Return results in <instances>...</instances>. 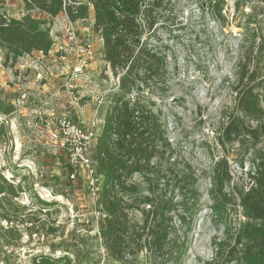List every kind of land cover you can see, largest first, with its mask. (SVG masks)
I'll use <instances>...</instances> for the list:
<instances>
[{
  "label": "rangeland",
  "instance_id": "1",
  "mask_svg": "<svg viewBox=\"0 0 264 264\" xmlns=\"http://www.w3.org/2000/svg\"><path fill=\"white\" fill-rule=\"evenodd\" d=\"M150 5L146 0L145 7ZM6 8L0 5V15L22 19L7 13ZM147 11L149 20L145 23L142 19L145 34L141 40L165 58L164 74L159 77L155 71L147 87L136 83L125 100L130 105L137 101L159 117L164 150L151 159L149 176L136 173L128 183L138 186L141 197L151 198L164 210L166 245L176 237V245L184 241L181 264H236L227 262L225 253L216 254L214 243L224 239L225 223L233 236L244 222L237 191L248 183L246 174L252 171L254 151L264 147V137L249 149L253 141L244 147L223 144L220 129L226 121L223 115L229 113L239 119V124L252 128L257 124L234 107L232 89L239 69L246 75L255 73L252 101L264 119V0H223L213 9L208 0H162L158 8ZM26 13L29 10L25 8ZM41 17L38 21L46 23L42 29L47 30L52 43L46 54L33 51L13 59L0 44V71H12L0 77V101L9 108L7 113L0 111V116H6L0 122V177L4 187L0 194V264H32L33 259H50L51 264H116L106 257L98 234L103 216L98 204L101 182L92 191L86 172L80 168L70 180L69 153L46 140L44 127L35 124L24 110L19 119L18 114L7 116L14 110L11 101L24 92L30 95L28 112L42 107L53 94V99H62L60 75L79 62L70 47L55 53L65 41L62 16ZM93 18L89 8L85 19L73 24L75 48L88 43L93 51L85 68L90 78L80 83L75 111L84 127L98 118L101 131L113 97L119 93L118 79L125 71L114 73L103 61L101 39L92 29ZM13 69L25 72L18 90H12L10 82ZM43 72L53 75L44 76ZM38 73L45 80H39ZM2 144L7 147L5 153ZM89 157L97 171L95 153ZM222 159L231 178L224 189L232 203L226 218L224 212L216 217L211 212L213 168ZM219 171L224 174L222 166ZM183 207L191 209L185 214V227L177 221ZM129 216L135 222L142 217L136 210ZM153 253L145 247L131 264H174L165 255L154 261Z\"/></svg>",
  "mask_w": 264,
  "mask_h": 264
},
{
  "label": "trees",
  "instance_id": "2",
  "mask_svg": "<svg viewBox=\"0 0 264 264\" xmlns=\"http://www.w3.org/2000/svg\"><path fill=\"white\" fill-rule=\"evenodd\" d=\"M150 1L148 8L145 7L146 0H85L84 3L75 0V5L65 7L72 22L85 19L89 6L92 7V29L101 39L103 61L114 73L125 71L118 79L119 93L114 95L112 105L105 114L94 148L97 174L101 178L98 204L103 213L98 234L106 257L116 264L133 263L145 247L154 251V261L165 255L174 264H181L185 254L184 241L180 246L176 245L178 237L171 241V245H166L168 233L167 227H164L167 218L164 210L151 198L141 197L138 186L128 183L136 173L142 177L149 176L152 173L151 159L164 150V128L159 117L147 110L145 105L137 101L130 105L125 100L136 83L147 87L148 80L154 79L155 71L159 77L164 74L165 58L141 40L145 34L142 22L149 20L147 10L158 8L162 3V0ZM220 2L223 0H208V6L213 9ZM23 3L26 9H37L50 17H56L63 10L62 0H23ZM45 24L28 15L21 20L10 19L7 23L2 20L0 44L6 47L13 59L33 51L46 54L52 43L47 30L42 29ZM254 78L253 71L246 75L244 69H239L232 90L234 107L257 124L252 128L248 124H239V119L231 113L223 115L226 119L220 129L223 144L238 143L244 147L246 142L253 141L248 148L254 149L256 142L264 137L262 111L252 101ZM250 105L252 112L249 111ZM0 111H9L1 101ZM251 164L252 171L246 174L248 183L237 191L238 207L244 222L239 223L233 236L229 235L230 229L225 223L224 239L214 243L216 254L225 253L227 262L235 261L236 264H264V147L254 151ZM220 166L224 174L219 171ZM227 171L228 165L223 159L215 163L210 193L214 217L224 212L226 218V212L232 205L224 191L231 179ZM2 183L0 177V194L4 190ZM9 192L15 196L11 187ZM141 204L144 205L142 209ZM134 210L140 211V221L135 222L129 216ZM181 210L177 221L185 227V214L191 209L183 207ZM51 263L50 259L32 261V264Z\"/></svg>",
  "mask_w": 264,
  "mask_h": 264
},
{
  "label": "built area",
  "instance_id": "3",
  "mask_svg": "<svg viewBox=\"0 0 264 264\" xmlns=\"http://www.w3.org/2000/svg\"><path fill=\"white\" fill-rule=\"evenodd\" d=\"M74 1V0H73ZM84 3L85 0H76ZM63 3V10L59 14L62 16V29L63 36H64V43L58 47L55 53H59L64 50V46L70 47L71 51L74 52V55L79 59L78 63H75L72 66V69H69L65 74L60 75L62 76L60 82V88L62 90L63 98H55L53 94L51 98H48L43 101L42 107H37L29 112L26 109V105L29 103V94L21 93L19 96L11 101V106H13V112L9 113L7 116L13 117L18 114H21V111H25V115L28 117L32 116L35 120V124L39 123L44 127V137L46 140H49V143L53 144L55 148L59 150H65L69 153V163L72 166V170L69 173V179L74 180L75 174L78 168L84 170L88 176V181H90L91 190L94 191V187L101 182L100 177L97 174V171L94 168L92 161L90 160V153L94 152V148L96 145L97 138L100 135V123L101 121L94 117L90 121V125L84 127L80 122V118L75 111L77 106V99L75 94H77L78 88L80 87V83L85 82V80L89 79L90 75L87 72L86 64L93 58V51L90 44H85L83 46H76L75 48V29L74 23L72 22L66 12L65 7L70 5H75V1L71 2L70 0H62ZM89 8H92L89 6ZM30 14H33L31 16ZM30 16L31 18H35L36 20L42 19L41 16L48 17L45 13L40 12L37 9H30L29 13H26L24 16ZM58 16V15H57ZM56 16V17H57ZM50 17V16H49ZM52 18V17H51ZM6 21V23L10 20L5 15H0V21ZM57 39H54V42H57ZM43 54L42 52H39ZM28 56V55H27ZM21 58V57H19ZM13 69L14 76L10 82H12V90H18L19 85L21 83L20 77L22 74L24 75L25 72H22V69ZM10 69L6 71H0L4 77L9 73ZM12 72V71H11ZM44 76H52L53 73L43 72ZM42 74L38 73L37 78L39 80H45L43 77L41 78ZM23 77V76H22ZM1 79V78H0ZM7 86L10 88L8 80L6 81ZM1 86V83H0ZM23 114V113H22ZM4 115L0 116V122L4 119ZM26 128H29V124L26 125ZM2 153L7 151V147L5 144L1 146ZM97 187V186H96ZM95 189L97 190V188Z\"/></svg>",
  "mask_w": 264,
  "mask_h": 264
},
{
  "label": "crops",
  "instance_id": "4",
  "mask_svg": "<svg viewBox=\"0 0 264 264\" xmlns=\"http://www.w3.org/2000/svg\"><path fill=\"white\" fill-rule=\"evenodd\" d=\"M0 2L5 3V4L1 3L0 5L8 7V10L7 8L5 9L7 13L15 14V16H20L21 18L23 17V13L25 11L23 0H16L14 2H9L8 0H0ZM11 17L14 18V15H11ZM15 20H21V19H15Z\"/></svg>",
  "mask_w": 264,
  "mask_h": 264
}]
</instances>
